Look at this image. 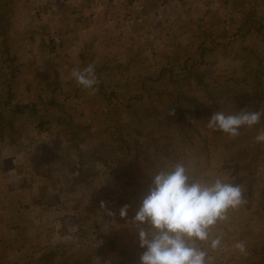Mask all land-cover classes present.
I'll list each match as a JSON object with an SVG mask.
<instances>
[{"label":"rangeland","instance_id":"obj_1","mask_svg":"<svg viewBox=\"0 0 264 264\" xmlns=\"http://www.w3.org/2000/svg\"><path fill=\"white\" fill-rule=\"evenodd\" d=\"M220 1L8 0L10 49L3 57L0 46V103H5L0 117L11 127L0 126V264H139L143 250L130 221L160 163L157 144L181 140L169 110L139 94L143 85L156 86L161 67L184 62L197 47H214L199 74L216 109L198 88L186 89L188 95L199 97L211 115L264 109V37L238 35L242 19L235 21L233 8L220 15L210 5ZM202 5L206 19L199 17ZM20 61L32 63L24 62L22 69ZM88 64L95 65L99 80L95 94L70 76L73 68ZM258 65L262 71L256 76ZM20 69L32 77L27 86L10 82L11 70ZM24 89L32 95L20 102ZM23 105L19 114L12 112ZM126 126L142 133L136 141ZM259 128L264 118L241 128L237 138L208 133L209 149L198 138L191 148H174L200 172L242 179L249 193L252 175L264 182V143L254 139ZM251 149L259 155L246 156ZM234 160L241 161L244 175H233ZM259 194L249 204L259 214L250 217L243 208L230 213L224 226L228 247L218 264H235L230 255L240 264L264 261V194ZM124 205L129 210L122 219ZM254 233L260 237L251 246ZM236 240L248 241L247 257L231 250Z\"/></svg>","mask_w":264,"mask_h":264},{"label":"clouds","instance_id":"obj_2","mask_svg":"<svg viewBox=\"0 0 264 264\" xmlns=\"http://www.w3.org/2000/svg\"><path fill=\"white\" fill-rule=\"evenodd\" d=\"M70 76L82 89L95 94L99 83L96 68L88 64L73 68ZM174 115V109L169 112ZM264 109L239 112H214L206 127L227 134L241 135V128L261 123ZM257 143H264V128L257 130ZM151 183L132 217L138 246L143 251L139 264H218V257L227 249L224 226L230 213L248 204L245 189L227 175L200 172L185 160L167 162L166 157L150 175ZM101 209H105L101 202ZM128 205L119 209L120 218L127 217ZM107 215L113 216L111 211ZM231 250L247 257L244 240H236Z\"/></svg>","mask_w":264,"mask_h":264},{"label":"trees","instance_id":"obj_3","mask_svg":"<svg viewBox=\"0 0 264 264\" xmlns=\"http://www.w3.org/2000/svg\"><path fill=\"white\" fill-rule=\"evenodd\" d=\"M8 5V0H0V39H1V45L3 47V50H1V53L3 54V57H8L9 54V45L7 44V34H8V15L9 10L6 8ZM259 23L257 20L254 19L252 15V10H250L244 19H242V22L240 26L238 27L237 34L241 35L242 38L247 37L248 35H252V31H255L256 33L260 32ZM255 29V30H252ZM258 38V37H253ZM8 45V46H7ZM202 46V45H201ZM197 52L194 53L192 50L190 55L185 59L184 62H175L168 63L167 67H161L159 71V76L157 77V80L160 81V83H157L156 86L151 87L147 85H143L141 91L139 94L143 97H149L150 99H154L157 101V104L159 106V109L166 108L169 110L174 109V115L173 118L175 119V124L177 125V131L178 134L181 137V140L179 142H161V144H157V152L161 155V157H166L167 162L171 163L173 161L177 160H185L189 164V160L187 159V154L185 152H176V149L174 148V145L182 144L184 146L190 147L193 140L195 138H198L200 140V143L203 145L205 149H209L210 145L207 142L208 133H212V130L208 129L206 127L205 122H201V118L203 117L205 121L207 122V119L210 117L212 111L208 110L203 104V101L199 99V97H192L189 96L186 92V89L195 87L198 88V92H204V97L206 100L211 101L212 98H210V93L208 86L203 82L200 74L199 69L201 65H207V62L205 58L211 54L214 51V47H211L209 49L205 48H199L197 47ZM180 53H184V50ZM179 57V55H178ZM178 63V64H177ZM257 70L254 72L256 76H259L261 74L260 71L262 69L260 66H257ZM10 82L18 78V73L16 70H11L10 72ZM165 82H170V84L173 85L171 89H166L164 86ZM169 90V91H168ZM10 94L7 93L6 95V101L8 100V97ZM54 103V99H51L50 105ZM0 105L5 106V103H0ZM28 105V104H27ZM16 106L17 108L13 107L12 112L14 111V114H19V111L21 109L25 110V106ZM209 107L216 109L215 101H211L209 103ZM207 112V113H206ZM22 113V112H21ZM199 116H201L199 118ZM200 124V125H199ZM0 126L5 127L9 126L11 127V124H6L5 121L0 117ZM127 129L130 131L129 134L131 137L135 138V141L137 138L142 134L140 131L130 129L128 126H126ZM143 135L146 137L148 141H155L152 139L148 134L143 133ZM134 141V142H135ZM191 148V147H190ZM256 149V148H255ZM259 155L258 151H255L251 149L249 152H247L246 156L249 155ZM235 164L233 166V175L236 177V175H244V167L241 164L240 160L235 161ZM258 175V174H256ZM256 175H252L254 178H250V192L244 193L246 198L248 199V204L243 207L242 213H246V215H249L250 217H254V215L259 214V210H253L252 204H250L251 200L254 198V194L257 191H260V195L264 194V182L262 180H257ZM241 177L238 176L237 179ZM256 178V179H255ZM242 179H239V181L235 183H240ZM149 181V180H148ZM151 181V180H150ZM233 181V180H232ZM234 182V181H233ZM259 187V188H258ZM258 188V189H257ZM257 189V190H255ZM264 197V196H262ZM258 197V198H262ZM260 210H263V206L258 205ZM237 223L240 221L237 217ZM226 233V232H225ZM226 235V234H225ZM252 237H256V241H252L250 239V245L254 246L257 244V240L259 239V235L254 233L252 234ZM246 244H248V241H245ZM233 259L235 264H240L241 261L236 256L230 255V260ZM78 262V261H77ZM262 259L253 260V264H263ZM79 264V263H78Z\"/></svg>","mask_w":264,"mask_h":264},{"label":"crops","instance_id":"obj_4","mask_svg":"<svg viewBox=\"0 0 264 264\" xmlns=\"http://www.w3.org/2000/svg\"><path fill=\"white\" fill-rule=\"evenodd\" d=\"M210 5H214V7L218 6V11H219V14L221 15V13H226V12H229V14H231V12L229 11L231 8H233V16L235 17V21H241V19H244L246 14L252 10V15L254 17L255 20L260 21V19L263 21V23H259V28H260V32L256 33L255 31H252L254 36L255 37H258L260 39V36L264 37V0H228L227 3L225 4V1L224 0H221L219 2V4H215V3H210ZM224 5V6H222ZM229 7V8H228ZM216 9V8H214ZM198 13L200 14V18H208V12L207 10L204 9V5H202V7H200L198 9ZM252 30H255V29H252ZM39 31V30H38ZM68 35H71V34H68ZM59 36V35H58ZM34 41V39H33ZM23 45V47H27V49H35V46L34 45H31V47L26 44V43H21ZM18 46L20 47V44H18ZM23 47H21L22 49H20L19 51L21 52H30L29 50H23ZM23 61V60H22ZM24 62H27V61H24ZM24 62H19L17 63L18 66H20L22 69L24 68V65L23 63ZM29 64L32 63V61H29L27 62ZM28 64V65H29ZM31 66V65H30ZM22 69H20L17 73L19 74L18 78L15 79V81H22L20 83V85L23 86L24 85H28L29 82L27 79H31L32 80V77L31 76H25L23 75L22 73H20L22 71ZM33 75V74H31ZM14 81V82H15ZM12 84H13V81H12ZM26 89V88H25ZM23 91V93L20 95V97L18 98V101L22 102V101H28L30 99V96L32 95L27 93V91Z\"/></svg>","mask_w":264,"mask_h":264}]
</instances>
